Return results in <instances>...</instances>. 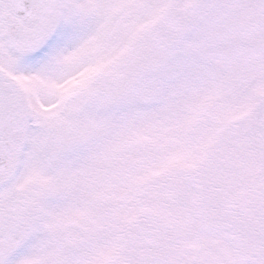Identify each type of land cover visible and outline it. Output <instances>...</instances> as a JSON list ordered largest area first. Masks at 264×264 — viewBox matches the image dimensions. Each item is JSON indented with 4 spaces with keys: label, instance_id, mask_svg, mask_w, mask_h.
<instances>
[{
    "label": "snow or ice",
    "instance_id": "6c2138e0",
    "mask_svg": "<svg viewBox=\"0 0 264 264\" xmlns=\"http://www.w3.org/2000/svg\"><path fill=\"white\" fill-rule=\"evenodd\" d=\"M0 264H264V0H0Z\"/></svg>",
    "mask_w": 264,
    "mask_h": 264
}]
</instances>
